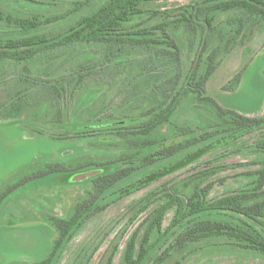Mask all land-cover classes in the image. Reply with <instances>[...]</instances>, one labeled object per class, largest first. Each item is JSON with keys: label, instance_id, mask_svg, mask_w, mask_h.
Returning a JSON list of instances; mask_svg holds the SVG:
<instances>
[{"label": "trees", "instance_id": "obj_1", "mask_svg": "<svg viewBox=\"0 0 264 264\" xmlns=\"http://www.w3.org/2000/svg\"><path fill=\"white\" fill-rule=\"evenodd\" d=\"M153 1L108 0L96 11L61 28L32 35L25 34L70 19L88 2L74 1L66 11L47 17L23 18L0 10V73L23 63L47 64L65 55L72 58L83 52L93 53L97 56L93 62L71 68L46 87H51L59 105L68 94L76 98L90 83L117 85L121 98L119 110L110 113L113 108L109 107L106 121L99 119L87 127L115 131L120 144L116 142L114 147L120 154L108 162L120 163L121 168L102 172L99 162L83 159L71 166L47 164L34 176L40 179L59 173L74 178L85 169L97 172L87 178L89 191L66 217H49L56 237L49 254L34 264H56L87 223L114 202L133 195L136 184L168 167L196 163L220 146L253 132L260 135L254 144L256 160L251 162L257 169L243 174L245 184L240 192L211 198L216 168L164 183L134 203L132 223L154 208L128 240L123 261L165 264L175 251L191 254L212 241H224L264 256V117L225 108L207 90L220 66L219 57L264 26V0H200L185 13L150 14L144 6ZM22 33L24 37H7ZM176 37L185 43L191 64L186 62ZM182 107L195 120L177 121ZM58 108L56 115L60 117L63 108ZM99 110L101 115L105 105ZM163 161L172 162L156 166ZM150 168L153 170L149 174L145 172ZM170 214L173 216L164 230ZM160 242L165 247L154 256ZM118 250L119 244H115L106 264H114Z\"/></svg>", "mask_w": 264, "mask_h": 264}, {"label": "rangeland", "instance_id": "obj_2", "mask_svg": "<svg viewBox=\"0 0 264 264\" xmlns=\"http://www.w3.org/2000/svg\"><path fill=\"white\" fill-rule=\"evenodd\" d=\"M74 1L77 0H0V10L23 18L47 17L66 11ZM86 1V8L70 19L25 35L61 28L96 11L108 0ZM199 1L155 0L144 9L150 14L185 13ZM7 37H24V33ZM176 40L186 62L191 64L192 60L187 61L185 43L179 37ZM96 58L93 53L83 52L77 57L65 55L47 64L11 66L0 73V264H34L46 257L56 237L48 223L49 217H66L75 202L90 189L88 179L74 181L70 174L57 173L34 179L47 164L71 166L78 160L90 159L100 163L102 172L122 166L108 162L120 154L114 147L118 142L115 131L107 127L98 131L87 129L99 119L106 121L109 107L113 108L110 113L119 110L118 86L90 83L76 98L68 94L60 105L51 87H46L54 84L49 81L63 77L71 68L77 69ZM219 60L220 66L207 85L208 94L225 108L251 117H264V26L237 42L234 50L222 54ZM104 105L105 111L100 115L99 109ZM58 107L63 108L60 117L56 115ZM178 113L177 121L195 120L185 107ZM163 131L166 132L165 128ZM259 138L260 135L253 132L235 143L220 146L196 163L168 167L158 176L136 184L134 190L137 191L133 195L114 202L92 218L64 249L56 264H106L115 244H119V250L114 264H124L128 240L154 208L152 206L132 223L134 203L166 182L180 180L199 170L216 168L211 198L240 192V187L245 184L243 174L257 169L251 162L256 160L254 144ZM171 162H159L156 166ZM152 170L145 172L149 174ZM87 172L90 170L81 173ZM145 172L135 176L134 180L140 179ZM172 216H167L164 230ZM157 246L154 256L161 254L165 247L162 242ZM175 253L165 264H264L262 254L224 241L201 244L191 254L181 250Z\"/></svg>", "mask_w": 264, "mask_h": 264}, {"label": "water", "instance_id": "obj_3", "mask_svg": "<svg viewBox=\"0 0 264 264\" xmlns=\"http://www.w3.org/2000/svg\"><path fill=\"white\" fill-rule=\"evenodd\" d=\"M97 172H87V173H82L73 178L74 181H83L86 180L89 177H92L96 174Z\"/></svg>", "mask_w": 264, "mask_h": 264}]
</instances>
